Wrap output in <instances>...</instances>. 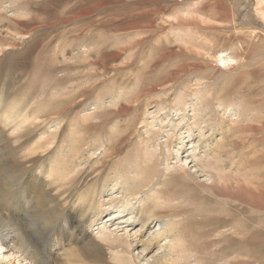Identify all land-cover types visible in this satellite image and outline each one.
Listing matches in <instances>:
<instances>
[{"label":"rangeland","instance_id":"rangeland-1","mask_svg":"<svg viewBox=\"0 0 264 264\" xmlns=\"http://www.w3.org/2000/svg\"><path fill=\"white\" fill-rule=\"evenodd\" d=\"M240 1L0 0V264H139L86 205L176 164L200 111L199 156L229 127L230 151L196 159L209 182L160 178L183 198L156 210L181 215L182 264H264V1Z\"/></svg>","mask_w":264,"mask_h":264},{"label":"bare ground","instance_id":"bare-ground-1","mask_svg":"<svg viewBox=\"0 0 264 264\" xmlns=\"http://www.w3.org/2000/svg\"><path fill=\"white\" fill-rule=\"evenodd\" d=\"M239 2L241 1L239 0ZM232 14H234V12ZM208 28L210 29V27ZM224 57L225 54H222L220 58V60H222L223 63L225 62ZM183 100H184L183 98H179L178 102L181 104H186L187 102H184ZM201 112L202 111L198 112V114H196L194 118H192L191 120L187 118V114L183 113L184 115L182 116L176 127L177 131L175 130V132L172 134L173 139L175 136L178 137L177 140L178 146L175 150L176 159H177L176 164L173 165H170V163L167 164L164 167L165 170L164 173L162 174L160 173L158 168H155L153 171L146 173L145 176L139 178L132 176L127 180L125 179V183L123 185L124 186L123 194L118 196V193H111L110 196H107L106 199H104V201L97 204V207H95L94 205L95 201L94 202L90 201L88 205H86L89 206L90 209L94 210L96 215L100 218L102 213H106L102 217L103 220H101L99 226L97 227L98 229L97 240H99L100 242L114 243L111 244V248L113 249V251H115V254L118 257L127 255V257L130 260L137 259L139 264H182V261L188 258L189 255L185 253L187 252V249L184 248L185 245L183 243H180V239L184 235L185 227H183L184 225L181 227L182 222L180 219L181 215L179 211L178 212L173 211L167 216H163L162 213H160V211L156 210V208L162 204L167 203L168 201L178 202L179 200H181V198H183V196L180 193L173 194L171 196H164L163 190L160 189L162 183L163 185L167 182L172 183L178 181L177 179L181 181L180 178L177 177V175H175L176 172L179 171L183 175L191 176L193 180H198L200 182H209L213 179V176L204 173V170L196 162V159L206 160L210 157L212 159L215 158L216 161H219L218 156H221L222 154H226L230 151L228 149L229 143H226L225 139H227L231 135L233 136V134L230 127L229 128L225 127L227 129L226 132H223V135L216 138L217 139L216 143L213 145L211 144L212 146H209V151L205 150L204 152H202L203 153L202 156H199V154L197 153L199 149V145H198L199 141L202 140V138H204L205 136L206 138L207 137L209 138L210 137L209 134L211 133L210 132L206 135V132L204 131V128L207 126L206 123L209 120L205 118L206 114L201 117L200 115ZM152 113L153 111L149 112V114ZM195 128L199 129L197 133H195ZM196 137H198L199 139L196 140ZM172 138L170 139L172 140ZM230 141L237 142V140H230ZM170 143L171 141H168V145ZM181 150H183L182 157L179 156ZM184 152H186V154L183 155ZM105 165H102L101 168L104 167ZM163 176L164 177L170 176V178L166 182V180L160 179ZM120 178H123L121 173H120ZM181 182L185 184V182L183 181ZM117 185L118 182L115 183V186H113L112 189H114ZM137 187L138 189H142L145 187L146 191L149 190L153 191L154 193H150V195L153 196V199L149 200L148 197L147 199H144V195H141L142 191L140 190H138L137 192L134 191V189H136ZM248 200L254 202V199L251 197H249ZM256 202L262 204V200L260 199L257 200ZM137 203L141 205V209L139 210V212L135 211V205ZM231 203H233V201ZM121 240L122 241L125 240L126 246L120 243L118 244V242H120ZM255 243H258V241ZM255 248H259V247L257 246ZM176 252H181V253H176Z\"/></svg>","mask_w":264,"mask_h":264}]
</instances>
